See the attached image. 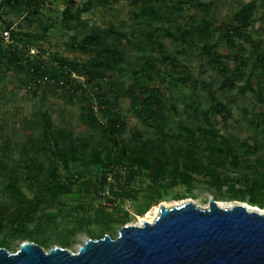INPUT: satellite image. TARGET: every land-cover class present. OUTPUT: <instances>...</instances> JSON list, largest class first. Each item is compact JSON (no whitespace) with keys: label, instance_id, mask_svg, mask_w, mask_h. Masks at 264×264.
Segmentation results:
<instances>
[{"label":"rangeland","instance_id":"obj_1","mask_svg":"<svg viewBox=\"0 0 264 264\" xmlns=\"http://www.w3.org/2000/svg\"><path fill=\"white\" fill-rule=\"evenodd\" d=\"M68 5L76 19L64 17ZM7 27L15 41L0 53L4 248L28 241L77 252L189 201L264 212L263 194L252 204L241 192L245 176L264 174V0H0V37ZM102 60L109 69L97 68ZM188 128L217 141L209 152L191 147L221 179L180 166L187 152L166 135L184 141ZM53 168L46 208L20 221L37 207L36 176Z\"/></svg>","mask_w":264,"mask_h":264},{"label":"water","instance_id":"obj_2","mask_svg":"<svg viewBox=\"0 0 264 264\" xmlns=\"http://www.w3.org/2000/svg\"><path fill=\"white\" fill-rule=\"evenodd\" d=\"M0 264H264V212L214 199L206 208L161 205L152 223L124 225L77 252L28 241L15 253L0 247Z\"/></svg>","mask_w":264,"mask_h":264},{"label":"trees","instance_id":"obj_3","mask_svg":"<svg viewBox=\"0 0 264 264\" xmlns=\"http://www.w3.org/2000/svg\"><path fill=\"white\" fill-rule=\"evenodd\" d=\"M29 1L33 2L36 0H29ZM149 12L152 14V18H154L156 15H158V12H157L155 7H150ZM241 14H243V13H241ZM63 15L67 19L68 18L69 19H76L79 16V11L78 12H72L71 7L68 5L64 9ZM1 18L2 19L4 18L3 13H1ZM246 19H247V17L241 18V20H246ZM205 28L206 29H204L203 32H208V27H205ZM5 30H9L11 32L10 27L5 28ZM181 34L183 36L188 35L190 38L194 37V33L192 30L191 31H183V33L181 32ZM11 37H12V40L14 43L15 37H14V34L12 32H11ZM0 40H1V37H0ZM0 43H1V41H0ZM2 46L3 45L1 44L0 45V53L3 52L5 54L6 49H4V47H2ZM96 66L98 69L105 70V69H109V67L111 65L109 63H107L106 61L102 60L99 63H97ZM41 70H42V67H36V66H33L30 69L32 74H34V73L38 74ZM42 122L44 125L43 134L45 136V142L50 145L51 144V138H54L50 117L48 115H45L42 118ZM166 137L165 138L168 141H170L169 143H171V147H174L173 149L177 148L175 150L187 152V154L184 157H182V159H181L182 165H180V166H183L185 169L190 170L192 172H196L199 174H205V175L212 177V178H215V179H221L222 178L223 174L221 173V171L214 164L203 163L199 159H197V157L194 155V153L192 151V147H191L192 145H197L201 148H204V150L206 152H209V151L214 150L216 148V144H217L216 140H212V138L207 137V136H202V137L197 136L193 128L187 129V137H188L187 140L182 141L180 136L175 135V134H169V135H166ZM109 138L112 141V145H113L112 147L115 150L119 146L118 141L112 134L109 136ZM254 147L257 148V145L254 144V145H248L247 147H245L244 151L242 152L243 156L248 157V156L254 154L255 153ZM118 163H119V161H118ZM141 163H142L143 167L146 169H150L152 167H156V169L161 168V164H160L161 162L153 165L150 162L143 160V161H141ZM262 165H264V164H262ZM55 169L56 168H53V169L47 171L46 174L45 173L43 174V171L41 169V172L39 173V175L36 176L35 185L37 188V192H36V196H35V203H36L37 207L35 209H32L31 206L27 207V209H25L24 212H21L20 218H19L20 221H22L25 218L32 216V214L35 211L43 210L46 208V205L48 203L47 188L49 186L55 184V173H56ZM110 172H113V171H110ZM115 173L113 175H115ZM116 174H119V171ZM105 178H107V177H105ZM244 184H245L244 189H241V192L244 194V199L248 198V200L252 204L259 203L258 197L261 194L264 195V174H255L253 176H245ZM245 195H247L248 197ZM261 207L264 208V205L261 204ZM4 232H5V228H4L3 224L0 223V234H3ZM64 244H67V243H64ZM4 245H5V241L4 240L0 241V247H4Z\"/></svg>","mask_w":264,"mask_h":264},{"label":"built area","instance_id":"obj_4","mask_svg":"<svg viewBox=\"0 0 264 264\" xmlns=\"http://www.w3.org/2000/svg\"><path fill=\"white\" fill-rule=\"evenodd\" d=\"M13 43L11 32L9 30H4L1 34V44L4 46L11 45ZM49 77H43L41 81L45 83ZM61 84H63V81H60Z\"/></svg>","mask_w":264,"mask_h":264},{"label":"bare ground","instance_id":"obj_5","mask_svg":"<svg viewBox=\"0 0 264 264\" xmlns=\"http://www.w3.org/2000/svg\"><path fill=\"white\" fill-rule=\"evenodd\" d=\"M159 212H160V208H156L154 212H148V214L144 218L140 219V222L137 225H142L143 222L145 221L152 223L156 219V217L159 215Z\"/></svg>","mask_w":264,"mask_h":264}]
</instances>
